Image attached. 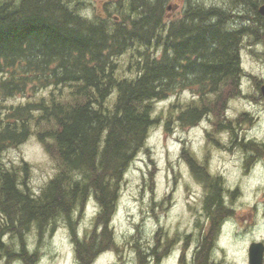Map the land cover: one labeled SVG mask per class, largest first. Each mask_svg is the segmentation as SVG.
<instances>
[{"label":"trees","instance_id":"16d2710c","mask_svg":"<svg viewBox=\"0 0 264 264\" xmlns=\"http://www.w3.org/2000/svg\"><path fill=\"white\" fill-rule=\"evenodd\" d=\"M168 2L114 0L103 18L81 15V0H0V235L70 219L92 198L100 233L75 246L89 264L95 249L112 244L109 222L123 175L156 123L154 104L191 91L199 106L179 113L185 126L235 94L234 35L216 27L213 7L189 0L167 22ZM125 53L129 75L119 76L116 60ZM45 90L54 92L34 99ZM16 97L28 101L4 104ZM32 125L45 127L37 138L57 164L38 197L29 190L26 163L21 178L2 163V153L23 144Z\"/></svg>","mask_w":264,"mask_h":264},{"label":"rangeland","instance_id":"374dc122","mask_svg":"<svg viewBox=\"0 0 264 264\" xmlns=\"http://www.w3.org/2000/svg\"><path fill=\"white\" fill-rule=\"evenodd\" d=\"M85 7L81 15L107 18L104 5L114 0H81ZM188 0H169L167 3V22L181 16ZM197 6H219L222 0H189ZM112 9V7L110 6ZM110 9V10H111ZM109 10V11H110ZM109 16H116L114 13ZM128 54L117 58L119 76H127L126 64ZM253 74L260 75V67L254 64ZM53 91L45 90L38 93L34 99L48 97ZM58 91L55 93L57 94ZM67 88H62L66 96ZM59 94V93H58ZM64 96V97H65ZM115 94L109 98L110 107ZM28 99L16 97L5 101L6 106L25 103ZM211 104V103H210ZM199 106L197 98L189 90L178 92L165 100L154 104L153 116L156 123L149 129L143 148L135 155L127 167L113 216L109 222L112 231V244L118 251L124 245H143L151 243L154 235L159 243L164 233H176L185 227L189 233L195 222L204 226L202 197L213 195L217 189L220 196H233L241 205L260 201L264 194L259 187L264 186V154L262 161L253 166L252 152L242 150L233 153H223L210 146V160L207 167L213 186H206L194 181L191 172L183 163L182 150L191 157L204 154L205 135L214 132L212 115L198 121L194 127H186L176 119L179 113L187 107ZM244 111L253 118L252 123H243L239 135L246 134V139L264 143V108L262 105L249 101H231L225 116L234 118ZM2 111H0V115ZM236 127V126H235ZM44 126L32 125V135L21 145L9 148L2 153V163L5 170L14 172L19 178L22 163L28 165L27 184L35 197L46 186L57 172L56 162L46 153L42 143L38 141L37 133ZM251 162L246 164V162ZM246 164V165H245ZM240 206V204H239ZM98 208L94 199L89 200L76 210L70 219L59 218L51 220L44 226L33 224L20 234H8L0 237V264H84L75 252L76 242H87L93 232L100 233L96 225L95 214ZM228 220L227 222H229ZM225 223L223 227L231 226ZM230 223V222H229ZM261 228L258 224L253 234ZM159 235V236H158ZM156 242V241H155ZM25 251V256L22 254ZM82 257L84 254H81ZM88 255V254H87ZM84 256L83 259H85ZM117 253H104L89 264H122ZM27 261H25V260ZM133 264V263H127Z\"/></svg>","mask_w":264,"mask_h":264},{"label":"flooded vegetation","instance_id":"af4514ba","mask_svg":"<svg viewBox=\"0 0 264 264\" xmlns=\"http://www.w3.org/2000/svg\"><path fill=\"white\" fill-rule=\"evenodd\" d=\"M231 2L222 0L219 6L214 5L212 21L224 32L233 34L237 42L236 92L232 97L228 94L221 96L213 102L217 109L202 115L201 119L212 115L214 132L211 135L206 133L201 158L195 156V159L182 150L183 163L191 172V178L204 184V187L216 182L207 170L211 159L208 146L228 154L238 150L252 152L253 166L262 161L261 155L264 154V143L255 142L254 138L246 139L245 132L239 137L242 124L252 123L253 118L248 113L242 111L234 118L225 116L229 104L234 100L258 103L264 108V0ZM254 64L260 67L261 76L253 74L254 69L251 68ZM198 121L185 126L192 128ZM235 130L239 131V135ZM237 203L233 196L206 194L202 197L206 216L204 226L201 222H195L189 233H186L184 226L176 233L166 232L161 243L154 235L151 243L144 247L139 244L124 245L120 251L117 245L100 247L95 249L90 262L104 253L115 252L116 259L122 264H264V197L251 205L246 202L237 206ZM98 214H95L96 219ZM226 222L231 226L223 227ZM258 224L261 228L257 234H253ZM5 234L2 233L0 237Z\"/></svg>","mask_w":264,"mask_h":264},{"label":"bare ground","instance_id":"6f19581e","mask_svg":"<svg viewBox=\"0 0 264 264\" xmlns=\"http://www.w3.org/2000/svg\"><path fill=\"white\" fill-rule=\"evenodd\" d=\"M217 190V189H216ZM259 191H262V192H264V186L263 187H261V189H259ZM215 194H217L218 195V191H215ZM214 195V194H213ZM97 221H99V219L97 220ZM99 222H101V221H99ZM25 260V259H24ZM26 261V260H25ZM27 262V261H26Z\"/></svg>","mask_w":264,"mask_h":264},{"label":"water","instance_id":"95a60500","mask_svg":"<svg viewBox=\"0 0 264 264\" xmlns=\"http://www.w3.org/2000/svg\"><path fill=\"white\" fill-rule=\"evenodd\" d=\"M262 94H263V96H264V87L262 88Z\"/></svg>","mask_w":264,"mask_h":264}]
</instances>
